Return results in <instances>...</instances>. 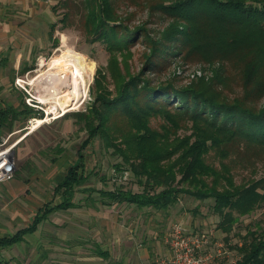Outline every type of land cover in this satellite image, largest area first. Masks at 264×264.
<instances>
[{
  "label": "trees",
  "instance_id": "1",
  "mask_svg": "<svg viewBox=\"0 0 264 264\" xmlns=\"http://www.w3.org/2000/svg\"><path fill=\"white\" fill-rule=\"evenodd\" d=\"M121 1L54 4L64 8L57 20L63 25L73 12L83 16L89 41L104 43L107 62L95 69L86 109L65 114H73L87 135L78 150L80 160L56 183L60 200L45 202L29 225L0 237V247L21 240L52 210L73 204L74 192L90 176L82 149L95 137L120 157L115 170L129 171L140 187L82 188L99 195L103 203L166 208L182 193L211 198L212 211L220 217L216 226L227 233L240 215L264 202V175L238 182L234 175L237 169L253 173L258 164L264 166V0H142L150 14L167 20L155 36L144 22L128 25L121 19L130 16L120 14ZM55 25L51 23V33ZM139 40L149 51L134 70L131 46ZM170 52L186 61L216 66L210 76L201 73L180 87L170 82L152 84L150 76L160 71L162 60L175 55ZM229 79L238 81L237 94L224 92ZM21 102L19 108L0 109V134L2 127L11 130L15 118L36 114L24 99ZM155 116L163 119L159 127L150 124ZM247 233L250 236L237 249L240 257L230 264H264V227Z\"/></svg>",
  "mask_w": 264,
  "mask_h": 264
},
{
  "label": "crops",
  "instance_id": "2",
  "mask_svg": "<svg viewBox=\"0 0 264 264\" xmlns=\"http://www.w3.org/2000/svg\"><path fill=\"white\" fill-rule=\"evenodd\" d=\"M57 1L0 0V109L22 106L20 91L23 90L16 85L15 79L30 69L29 59L35 43L47 41L48 37L53 40L56 25L51 33V23L56 21L52 7ZM15 120H11V130ZM2 128L1 133L11 131L9 126ZM78 150L79 147L73 153L65 151L64 155L63 151L56 157H50V165H55V168L51 169L47 179L26 177L21 181L12 177L3 182L0 196L5 193L9 200L0 203V237L29 225L45 202L60 200V195L55 193L56 183L70 165L80 160ZM83 159L87 171L84 154ZM40 181L48 184L49 188L47 199L38 203L29 187ZM87 181L74 192L72 205L52 210L21 240L0 247V263L139 264L170 253L165 236L175 219L177 202L166 208L129 202L103 203L96 193L82 190L86 185H92ZM29 191L32 192L27 193ZM7 250L15 252L13 257L6 256Z\"/></svg>",
  "mask_w": 264,
  "mask_h": 264
},
{
  "label": "rangeland",
  "instance_id": "3",
  "mask_svg": "<svg viewBox=\"0 0 264 264\" xmlns=\"http://www.w3.org/2000/svg\"><path fill=\"white\" fill-rule=\"evenodd\" d=\"M139 1L136 5H131L127 0L121 1L118 4L120 5V14L126 13L130 15L129 17L123 16L121 19L128 25H136L144 22L150 32L155 33V36L157 32L166 26L167 20L158 13L150 14L142 0ZM52 8L54 21H56L53 40L48 37L47 41L38 44L35 43V49L29 59L31 68L27 73L21 75V77H24L28 81L26 86L28 91L19 90L20 96L23 97L25 103H27V97H33L34 105L31 106L36 111V116L34 117H45L46 107L52 103H40L36 97V89L47 86L50 90L51 79L48 75L47 62L51 56L60 54L61 51L68 48L82 53L88 60L93 62V74L88 84L87 95L76 108L67 110L60 116L49 117L48 120L36 127L29 134L28 131L35 122L31 119V116L27 118L21 117L15 120V126L11 131L4 130L0 134V141L2 139L6 141L4 146L13 145L10 149V154L14 159L15 165L13 178L21 181L26 177H41L42 179H47L51 173V169L53 170L55 168V165H50V157H56V155L63 151L64 155H66L65 151L73 153L80 147L81 141L87 135L86 131L81 127V123L75 120L73 114H65L86 109L92 99L89 87L93 81L95 69L100 65H106L108 57V52L103 42L99 40L89 41V35L83 27V16L81 18L78 13L75 14L73 12L66 19L65 25H63L62 22L57 20L61 17L64 8L59 5ZM55 41L56 45L53 46V42ZM131 51L133 53L130 59L131 65L134 70H137L141 66L144 54L149 51V46L144 41L139 40L131 46ZM170 53L175 55L167 54V58L163 59V62L161 61L162 68L158 73L155 75L148 74L149 76L151 75L150 79L152 84L170 82L180 87L188 84L197 76H200L201 73L210 76L212 74V68L216 66V64L210 65L196 60L186 61L180 54H176V52ZM40 59L44 60L42 65H40ZM223 86L224 92L230 95L237 94L240 90L236 79L227 80ZM43 92L44 95L49 96V91L44 89ZM162 122L163 119L160 116H155L150 119V124L153 127H159ZM183 132V130L179 131L181 134ZM186 132L189 131L186 130ZM111 151V148L104 147L99 137H95L92 143L82 149L87 164V171L91 173L88 179L89 182H87L96 187L111 188L115 185L122 184L134 190L139 189L140 187L132 182L129 171L124 170L123 173H120L115 170L114 164L119 161L120 157ZM234 175L237 182L247 177H259L264 175V166L258 164L253 173H251L250 169H237L234 171ZM43 181L29 187L39 200L38 203H41L48 197L47 191L49 186ZM3 186L4 183L0 182V188ZM7 196L5 193L3 196H0V203L9 200ZM212 203L211 198L200 200L182 193L179 195V199L175 205V219L172 222H180L188 231L192 230L200 234L204 233L208 235L211 239L209 243L210 248L215 249L217 242H222L228 250L223 261L230 263L240 256L237 249L244 238L250 236L247 231H259L264 227V202L250 213L240 215L227 233L216 226L220 217L212 211ZM28 206L31 205L28 204ZM5 254L7 257L10 255L13 257L15 252H9L7 250Z\"/></svg>",
  "mask_w": 264,
  "mask_h": 264
},
{
  "label": "bare ground",
  "instance_id": "4",
  "mask_svg": "<svg viewBox=\"0 0 264 264\" xmlns=\"http://www.w3.org/2000/svg\"><path fill=\"white\" fill-rule=\"evenodd\" d=\"M43 62L44 60L40 59V65ZM47 63L48 75L51 79L50 90L47 86L38 87L36 97L42 104L48 102L52 104L46 107L45 117H35V122L28 133L49 117L60 116L67 110L76 108L86 97L88 84L93 74V62L71 48L51 56ZM44 89L49 91V96L44 95Z\"/></svg>",
  "mask_w": 264,
  "mask_h": 264
},
{
  "label": "built area",
  "instance_id": "5",
  "mask_svg": "<svg viewBox=\"0 0 264 264\" xmlns=\"http://www.w3.org/2000/svg\"><path fill=\"white\" fill-rule=\"evenodd\" d=\"M27 82L24 77L15 79L16 85L24 91H28ZM26 102L30 106L34 105L33 97H27ZM34 116L36 115L31 116L32 120L35 119ZM5 142V139L0 141V182L10 180L15 171L14 159L10 154V149L13 145L4 146ZM165 241L170 249L168 255H157L139 264H220L224 262L223 259L228 253L222 242H217L215 249L210 248L211 239L208 235L192 230L188 231L180 222H175L171 225L165 236ZM236 260L230 263H234Z\"/></svg>",
  "mask_w": 264,
  "mask_h": 264
}]
</instances>
